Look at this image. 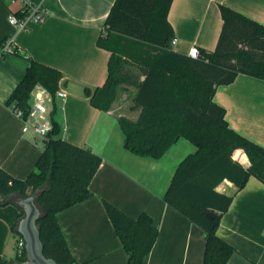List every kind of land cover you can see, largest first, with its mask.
Masks as SVG:
<instances>
[{
    "label": "trees",
    "instance_id": "16d2710c",
    "mask_svg": "<svg viewBox=\"0 0 264 264\" xmlns=\"http://www.w3.org/2000/svg\"><path fill=\"white\" fill-rule=\"evenodd\" d=\"M172 2L114 1L97 42L111 53L108 76L102 86L86 87L85 94L95 107L108 111L123 90L134 87L130 110L137 115H121L119 121L125 147L137 155L159 158L181 138L197 147L176 168L164 199L203 229V264H227L235 248L218 235V228L233 196L216 188L224 179L239 189L252 175L264 181V146L232 128L214 96L217 86L233 82L239 73L264 79V23L221 4L223 26L215 49L199 48L200 55L192 57L172 44ZM62 77L58 68L32 60L8 104L28 110L32 91L42 85L53 96V117ZM53 122L36 168L27 177H13L0 167V201L45 187L36 196L44 254L58 264H76L57 214L93 195L90 184L102 157L59 137L61 127L54 117ZM238 149L247 153L249 167L234 158ZM104 205L128 254L127 264H143L158 237L152 216L133 218L107 200ZM23 215L15 201L0 203V217L17 234ZM14 261L27 263L26 253L14 259L0 255V264Z\"/></svg>",
    "mask_w": 264,
    "mask_h": 264
},
{
    "label": "crops",
    "instance_id": "0c3cea01",
    "mask_svg": "<svg viewBox=\"0 0 264 264\" xmlns=\"http://www.w3.org/2000/svg\"><path fill=\"white\" fill-rule=\"evenodd\" d=\"M33 1L43 3L49 14L44 22L16 32L9 18L20 2L0 0V49L12 37L19 49L0 58V167L16 178L35 170L45 139L22 131L8 99L32 60L56 67L67 93L53 114L61 127L58 136L102 157L90 184L93 195L57 214L76 264H127L104 200L133 218L152 216L158 237L143 264H203V229L164 199L176 168L197 147L181 138L159 158L137 155L124 145L119 117H136L121 112L127 104L124 95L106 111L85 94L86 87L102 86L108 76L111 53L97 42L115 0ZM221 4L264 23V0H173L169 18L178 39L175 50L215 49L223 26ZM214 99L225 107L232 128L264 146V79L239 73L233 82L217 86ZM236 151L234 158L249 167L247 153ZM216 189L233 196L218 228V235L235 248L227 264H264V181L252 175L239 189L224 179ZM19 235L0 217V255L16 257Z\"/></svg>",
    "mask_w": 264,
    "mask_h": 264
},
{
    "label": "built area",
    "instance_id": "2783aa9c",
    "mask_svg": "<svg viewBox=\"0 0 264 264\" xmlns=\"http://www.w3.org/2000/svg\"><path fill=\"white\" fill-rule=\"evenodd\" d=\"M19 1L20 8L10 15L9 22L16 28V32L28 30L33 23H42L49 14V9L41 2L33 0H9ZM178 39L174 37L172 44L175 46ZM19 49L14 43V38H7L0 49V58L8 54L18 53ZM188 54L192 57L200 55L199 48L192 46ZM67 93L63 88H59L55 94L57 100H65ZM53 96L42 85H37L31 93L30 106L28 110L20 108L12 103V111L22 120V131L24 133H33L43 139H46L54 128L52 117ZM26 253V240L22 235L18 236L16 242V256H22Z\"/></svg>",
    "mask_w": 264,
    "mask_h": 264
},
{
    "label": "water",
    "instance_id": "95a60500",
    "mask_svg": "<svg viewBox=\"0 0 264 264\" xmlns=\"http://www.w3.org/2000/svg\"><path fill=\"white\" fill-rule=\"evenodd\" d=\"M44 188L45 187L39 188L27 196L17 197L16 203L24 210V215L17 225V232L26 240V255L28 262L19 263L14 261L9 264H58L54 259L45 256L38 225V219L41 217L42 211L36 203V196ZM9 201L10 200L7 198L0 201V203L5 205Z\"/></svg>",
    "mask_w": 264,
    "mask_h": 264
},
{
    "label": "rangeland",
    "instance_id": "374dc122",
    "mask_svg": "<svg viewBox=\"0 0 264 264\" xmlns=\"http://www.w3.org/2000/svg\"><path fill=\"white\" fill-rule=\"evenodd\" d=\"M134 91V87H130L128 90H123L122 95L120 97L125 98L124 100L127 102V104L125 105V107L123 109H121V112H126L131 116H135L137 114V111L132 112L130 110V104H131V95L130 93H132ZM33 192L29 191V194H32ZM17 197L19 196H14L12 198H8L9 200H13V201H17Z\"/></svg>",
    "mask_w": 264,
    "mask_h": 264
}]
</instances>
